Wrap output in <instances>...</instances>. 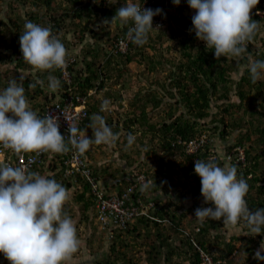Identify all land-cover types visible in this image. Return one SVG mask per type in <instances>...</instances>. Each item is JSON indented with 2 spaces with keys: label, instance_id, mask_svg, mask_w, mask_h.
Here are the masks:
<instances>
[{
  "label": "trees",
  "instance_id": "trees-1",
  "mask_svg": "<svg viewBox=\"0 0 264 264\" xmlns=\"http://www.w3.org/2000/svg\"><path fill=\"white\" fill-rule=\"evenodd\" d=\"M126 2L0 0V91L18 76L28 104L42 107L48 95L41 100L40 85L35 88L29 85L40 78L47 80L49 74L60 78L58 69L41 72L23 61L19 38L26 21L49 27L53 32H63L60 39L67 49V59L75 58V62L69 64L71 80L63 83L59 79L60 90L53 93L56 99L68 92L87 95L96 86L101 92L112 84L104 95L117 104L116 114L104 116L99 102L90 95L87 101L89 116L83 123L89 128L94 113L104 116L112 131L119 134L116 142H122L116 158L121 166L113 169V178L104 176L105 185L121 193L134 182L137 172H145L151 184L143 193H149L158 205L161 204L157 210L154 208V215L165 221L136 217L126 229L115 231L108 246V258L97 262L95 259L92 264H200L202 252L213 256L215 261L222 259L225 261L222 264H264V260L255 258V252L264 241V232L252 236L240 221L237 224L242 229L239 236L230 232L231 228L228 229L222 219L206 218L200 222L195 218L196 207L211 204L204 202L201 178L194 170L197 159L208 161L210 156H216L212 160L221 167L226 164L225 158L215 153L216 146L219 153L224 150L221 154L237 153L236 147L244 148L245 161L231 165L236 166L238 178L243 175L250 186L246 195L248 207L253 211L264 208V79L252 83L247 68L249 56L252 60H264V13H258L264 11V0H259L251 11V18L259 22V31L248 42L247 52L240 58L222 56L219 60L214 49H207L206 42L196 37L192 24L196 10L187 0H181L179 5L173 0H134L139 4L148 2L154 10L162 9L153 20L164 18L168 21H165L167 29H159L153 21L146 43L137 45L130 41L125 53L113 51V40L125 34L133 26L132 22L124 25L117 19L114 22L118 26L116 35L107 32L110 36L104 40L106 43L101 41L93 25L101 23L108 28L113 22L104 23L105 20L110 21ZM70 32L71 36H66ZM148 47L156 49L157 54L150 56L153 58L148 65V75L154 79L147 89L138 77L128 82L126 77L127 64L138 55L147 57ZM5 64L14 65L15 70L2 71L1 66ZM163 70L165 74L161 76ZM24 71L27 74L23 76ZM115 85L119 88L115 89ZM126 99L129 100L127 106ZM157 112H162L160 118L155 116ZM129 133L136 139L131 148H126ZM202 133H208L210 140L216 136L217 145L209 141L203 149L188 153L185 145L179 142ZM134 149L138 158L129 162L127 153ZM109 150L113 152L116 148L111 146ZM60 154L55 155L59 158ZM49 164L55 173L46 177L62 183L69 193L76 190L71 200L79 205L81 219L91 218L100 228L94 213V200L87 194L88 183L75 189L72 181L61 170H56L62 168L57 159ZM110 166L104 167L102 173L112 171ZM119 170L121 174L117 173ZM192 197L199 200L200 205L185 210V200ZM68 210L66 202L64 211ZM191 211L193 219L187 221ZM100 230L105 233L107 244L110 235ZM132 251L137 258H133ZM261 254L264 255V251ZM0 264H10L3 253H0Z\"/></svg>",
  "mask_w": 264,
  "mask_h": 264
},
{
  "label": "clouds",
  "instance_id": "clouds-1",
  "mask_svg": "<svg viewBox=\"0 0 264 264\" xmlns=\"http://www.w3.org/2000/svg\"><path fill=\"white\" fill-rule=\"evenodd\" d=\"M187 2L196 10L192 17L196 37L206 42L207 49H214L217 60L222 56L243 57L247 52L248 42L259 31V22L251 18V11L259 0H187ZM173 3L179 5L181 0H173ZM162 11L159 8L155 10L144 8L134 0H127L124 6L117 9L111 20H105L104 23L115 22L118 19L121 24L127 25L131 21L133 26L126 32L127 37L131 42L143 45L153 29L154 16ZM258 13L263 14L264 11ZM165 21L164 19L162 25L155 24V26L165 27L167 26ZM63 34L60 31L53 32L51 28L32 21H26L19 38L24 62L41 72L59 70L60 78L49 74L47 80L44 79L47 83L40 78L29 85L30 88L40 85L43 91L39 96L40 99L44 101L48 95L45 104L56 99L53 93L60 90V80L63 83L71 80L69 67L64 71L68 53L64 43L59 39ZM67 35L71 36V32ZM248 60L247 68L252 83L264 79V60H252L250 56ZM13 67L15 68L14 65ZM20 79L22 80L23 77ZM101 80L102 78L97 85ZM111 86L112 84L101 92L96 86L83 96L88 98L94 95L95 101L97 100L101 106V112L107 115L116 114L117 104L111 100L112 106H109L110 100L104 95ZM114 88L118 89L119 85H115ZM101 98L105 100L102 101ZM29 106L35 107L28 104L23 84L18 83L17 80H11L9 86L0 91V145L17 155L41 152L66 153L70 150L69 145L79 154L88 151L91 160L96 164L95 172L99 173L106 187L102 173L106 165H103V161L98 162L94 156L92 158V152L97 145L114 144L119 139V134L112 131L104 116L94 113L90 117L91 138L87 135V128L83 127L85 135L81 134L77 124L66 117L69 123L66 143V137L59 130V118L51 113L40 117ZM9 113L12 115L9 116ZM202 134L207 136L208 143L212 141L217 145L216 136L211 137L210 140L208 133ZM126 139L125 147L131 148L135 143V136L129 133ZM214 148L216 152L214 150L213 152L223 156L226 164L221 167L211 158L208 161L196 160L194 170L201 178V194L204 202L212 206L196 207L195 218L200 222L206 218L222 219L224 225L232 227L243 221L252 236L261 234L264 232V208L253 211L248 207L246 195L250 186L243 175L238 178L236 166L231 165L245 161L246 158L235 162L240 150L245 157V149L236 147L237 153L221 154L217 146ZM97 149L99 150V146ZM227 155L232 158H227ZM149 181L142 184L138 192L154 199L149 193L147 195L143 193L150 186L151 180ZM113 189L116 188L112 187L109 190ZM68 200V189L57 180L41 175L37 171H31L23 164L11 166L0 163V253H3L10 264H64L71 258L78 250L79 240L73 219L64 211V205ZM155 202L157 203L156 200ZM195 205H200L199 200L189 198L185 201L184 209L188 210ZM158 206L160 207L161 204ZM193 214L192 211L188 213L187 221L193 219ZM112 238L110 237L109 240L112 241ZM262 251H264V241H261L260 249L255 252L257 260H264ZM207 255L213 259V256ZM218 261L220 264L225 263L222 259L216 261L213 259V262Z\"/></svg>",
  "mask_w": 264,
  "mask_h": 264
},
{
  "label": "built area",
  "instance_id": "built-area-1",
  "mask_svg": "<svg viewBox=\"0 0 264 264\" xmlns=\"http://www.w3.org/2000/svg\"><path fill=\"white\" fill-rule=\"evenodd\" d=\"M141 6L144 8H152L151 4L148 2H144ZM153 21L156 25H162L164 18L157 17ZM113 43V51L125 53L129 48L130 40L126 33L125 35L117 37ZM74 60V57L67 59L64 71L68 70L69 64ZM87 100L88 98L86 96L68 92L65 93L64 96H61L60 99L48 102L42 105V107H29L40 117H44L48 113L57 116L60 124L59 130L61 134L66 137L67 143V136L69 135V123L67 118L75 122L80 129V133L85 135L83 123L89 116ZM8 115L11 116L12 114L9 113ZM179 142L185 145L188 153H195L205 147L208 143V138L205 134H202L188 141L179 140ZM69 148L70 150L68 152L61 153L60 157L57 158L54 152L22 153L17 155L12 150L5 149L0 145V163L9 164L11 166H20L23 164L31 171H37L41 175L48 176L55 173V170L49 168V163L53 159H57L63 170L60 167L56 170H61L63 175L72 181L73 188L79 189L84 183H88L89 191L87 194H91L94 200L93 206L94 213L97 217L96 219L100 228L107 231L110 237H113L115 231L126 229L129 223L134 221L138 216H147L160 222L165 221V219L162 220L154 215V211L159 208L155 200L138 192L142 184L150 182L146 173L137 172L134 182L121 193L118 192V189L109 190L103 185L99 173L95 172L96 164L91 160L89 152L86 151L84 154H79L75 149H72L70 145ZM214 157L216 156H211L210 158L213 159ZM227 158L231 159L232 156L227 155ZM244 159V153L240 150L236 155L235 162H240ZM136 192H138V194L135 196L134 193ZM201 264H220V261L213 262L210 256L206 253H202Z\"/></svg>",
  "mask_w": 264,
  "mask_h": 264
},
{
  "label": "rangeland",
  "instance_id": "rangeland-1",
  "mask_svg": "<svg viewBox=\"0 0 264 264\" xmlns=\"http://www.w3.org/2000/svg\"><path fill=\"white\" fill-rule=\"evenodd\" d=\"M110 2L115 3L116 0H110ZM46 17H49V16H46ZM93 26H94L93 28L95 30H97V32H99V34L101 35V38H102L101 41L102 42H105L109 38L110 35L115 34L117 31L116 27H118L117 25L114 24V22L112 23V25H109L108 28L104 27L103 24H101V23H95ZM159 29L166 30L167 27H163V28H159ZM159 29H157V30H159ZM157 30H155V31H157ZM107 32H110V35H106ZM68 36H70V35H68ZM145 52H146L147 57H142V56L138 55V58H136V60H133L127 64L128 76L126 77V81L127 82L132 81L134 78L138 77L139 79H141L140 82L145 84L144 87L147 88L151 85V83H149V82H151L154 79L153 76L148 75V65L150 63V59L153 58L154 56H156L155 54H157L156 53L157 51L154 48L148 47ZM150 56H153V57H150ZM8 68H12V70H15V68L11 64H8V65L5 64L4 66H1L2 71L5 69H8ZM22 74L24 76L27 73L22 72ZM160 74H161V76H164L165 71L164 70L161 71ZM7 75L9 76V74H7ZM15 80L19 81L18 76L15 77ZM127 98H130V96H127ZM100 100L103 101V100H105V98L104 99L101 98ZM108 100H110L109 106H112L111 105V99H108ZM128 101H129L128 99L125 100L126 106L128 105ZM161 114H162V112H157L155 116H159V118H160ZM104 116H107V114L105 112H104ZM237 134H238V131H236L235 136ZM87 135L89 138L92 137V129L87 128ZM121 143H120V141H118L112 145H105V144L97 145V148L99 146V150L96 148L92 152V158L94 156V158L98 162L103 161V165H106V166L111 165L110 169H112V171H107V172L104 171L103 176H105L106 178L107 177L113 178L114 177L113 171L115 170V168L121 166L120 161L116 159L117 157H119L120 152H119L118 148H119ZM111 146L115 147L116 151H113V152L110 151L109 148ZM223 151L224 150L222 149L220 151V153ZM127 155L128 156L126 158H127V160H129V162L135 161L138 158L137 153L135 152V149L133 151H131L129 154L127 153ZM119 172H120V174L122 173L121 170H119L117 173H119ZM75 191L76 190H71L69 193V200L67 201V204H68V207H70V210L67 211V214L74 221V224L77 228V237L79 240V246H81L82 248L78 247V250L74 254H72L71 258L69 260L65 261L64 264H92L95 259H96V262L98 259H107L108 258L107 255L109 253L108 246L110 245L111 240H108V242L106 244L105 240H107V238L105 239L103 237L105 233H103L100 230V228L96 225V223L91 221L90 219H88L86 221H83L81 219V216L78 212L79 205L75 201L71 200ZM94 225L97 226L98 228L96 227V229H94V227H95ZM229 228H231V229H229ZM228 229L230 230V232L237 233L239 236L242 233L241 226H235V227L228 226ZM238 246H240L239 243H238ZM134 253H136V252L132 251L133 258H137ZM101 264H105V263L103 262Z\"/></svg>",
  "mask_w": 264,
  "mask_h": 264
}]
</instances>
